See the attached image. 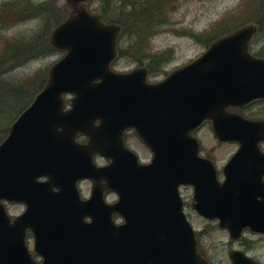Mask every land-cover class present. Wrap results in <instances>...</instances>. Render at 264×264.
Segmentation results:
<instances>
[{"label":"water","instance_id":"water-1","mask_svg":"<svg viewBox=\"0 0 264 264\" xmlns=\"http://www.w3.org/2000/svg\"><path fill=\"white\" fill-rule=\"evenodd\" d=\"M118 28L80 7L49 35L65 53L0 143V264H208L197 252L180 184L192 185L197 212L217 218L232 238L245 226L264 233V121L225 111L264 97V59L247 51L253 28L215 39L156 83L145 81L143 69L110 68ZM207 118L218 139L239 144L223 182L191 135ZM129 128L151 150L150 163L140 164L125 147ZM78 134L87 143L77 142ZM95 153L110 163L96 166ZM84 178L93 186L81 200L76 181ZM101 179L116 202L103 200ZM3 201L25 209L11 219ZM27 228L41 262L25 244ZM230 256L233 264H256L239 251Z\"/></svg>","mask_w":264,"mask_h":264},{"label":"rangeland","instance_id":"rangeland-1","mask_svg":"<svg viewBox=\"0 0 264 264\" xmlns=\"http://www.w3.org/2000/svg\"><path fill=\"white\" fill-rule=\"evenodd\" d=\"M154 1L139 0V3L136 4V6L142 7L146 17L129 23V26L124 30L122 39L119 38L117 42L118 55L111 64V68L116 71H130L137 66H142L136 62L142 58V54H149L152 58L154 53L166 51L165 62L159 64L162 67L161 70L148 75L149 82L164 78L173 69L194 59L205 50L208 39L225 32L224 27L227 24H233V26L242 24L244 20L250 17L248 15L253 13L254 6L258 4L259 0H163L161 4H159L161 1L159 0L153 4ZM56 5L65 16L72 12V8L65 0H56ZM14 7L19 9L17 6ZM86 7L95 12L99 6L96 0H91L86 3ZM12 13V10L0 8V54L6 48L8 41L21 35L26 36L37 29L41 23V19H33L32 17L24 20L15 19L12 17ZM128 28H130L129 31ZM261 33L263 34H258L251 41L254 49L264 45V31ZM132 44L138 45L137 47L141 52L133 55L123 52ZM63 54V50L55 49L49 54L28 60L14 68L9 74L15 78H20L33 75L38 71L47 73L49 67ZM68 100L69 96H67V103ZM0 120L2 121L3 118ZM194 135L200 142L201 153L211 156L221 178V167L235 151L237 143L219 142L212 133L209 121L203 122L194 132ZM125 141L138 154L142 162L149 161V150L134 132H127ZM261 146L264 149V142ZM95 160L98 164L105 162L100 157ZM80 189L81 194L87 197L90 189L89 181H82ZM180 194L184 201V211L197 233L199 247L206 251L212 264H229L227 251L234 245L229 244L228 233L219 228L215 221L197 216L192 208L193 200L190 186L181 187ZM105 200L113 202L116 200V195L112 192H106ZM23 209V204H6V210L11 217L19 214ZM244 235L252 239L259 238L258 235H252L248 231ZM26 245L33 258L39 261L40 257L33 251L31 234H28L26 238ZM248 254L264 263V239L256 242V247L249 250Z\"/></svg>","mask_w":264,"mask_h":264},{"label":"trees","instance_id":"trees-1","mask_svg":"<svg viewBox=\"0 0 264 264\" xmlns=\"http://www.w3.org/2000/svg\"><path fill=\"white\" fill-rule=\"evenodd\" d=\"M49 2V3H48ZM43 3L31 4L25 1L18 2L14 6L10 5L8 10H12V15L19 20L26 18H38L41 19V23L34 31H31L26 36L21 35L10 40L6 44V48L0 54V142L5 137L8 131V126L17 116V114L30 103L34 95L39 91L46 81L47 74L44 72H35L33 75L15 78L9 73L17 66L26 63L28 60L36 59L46 54L51 53L54 49L51 47L48 35L51 28L60 22L64 15L61 10L51 1ZM4 7V6H3ZM255 12L258 14L255 16V20L260 27H264V1L260 4H256ZM107 9L106 6L103 10ZM104 21H110L111 18L105 14H101ZM48 19V20H47ZM133 16L123 17L121 20H115L122 26V32L129 26V23L133 22ZM129 29V28H128ZM225 30L228 27H224ZM121 32V34H122ZM190 35V34H188ZM191 36V35H190ZM212 38L208 39L207 43ZM138 45H129L123 52L130 55L141 52ZM264 55V51L259 52ZM165 52L156 53L154 58L148 59L144 55L138 61L142 62V59H147L146 65L150 72L155 73L161 70V62H165ZM9 111V112H7Z\"/></svg>","mask_w":264,"mask_h":264},{"label":"flooded vegetation","instance_id":"flooded-vegetation-1","mask_svg":"<svg viewBox=\"0 0 264 264\" xmlns=\"http://www.w3.org/2000/svg\"><path fill=\"white\" fill-rule=\"evenodd\" d=\"M14 0H3L2 2L3 3H8V2H12ZM25 2H28V3H31V4H35V3H43V2H48V1H52V0H24ZM98 3H102V4H108V5H116L114 8L115 9H118V12L119 13H122L123 11V8L124 7H127L129 5H136L139 3V0H96ZM159 0H155L153 2L156 3L158 2ZM258 1V0H257ZM261 1V0H259ZM19 2V1H18ZM109 6V7H110ZM116 13V12H114ZM256 25V23H255ZM251 51H254L253 48H251ZM230 110L232 111H236L237 113L239 114H242L248 118H253V119H264V98L263 99H256V100H253L252 102L244 105V106H241V107H235V108H230ZM263 112V113H262ZM209 157V156H207ZM210 158V157H209ZM219 176V175H218ZM223 176V175H222ZM223 178V177H222ZM263 181H264V177H263ZM260 199V197H259ZM197 214V213H196ZM198 217L200 218H204L202 217L201 215H198ZM205 219V218H204ZM207 220V219H206ZM215 221V220H213ZM216 222V221H215ZM245 231V230H244ZM247 231L243 232L242 235L239 237L238 240L236 241H229V244H233L234 246L230 247V249L232 248H237L239 250H241L242 252L248 254V251L253 249L254 247H256V242H259L261 240L264 239V234H261V233H252L250 232V234L252 235H258L259 238L257 239H252V238H249L247 236H245L244 234H246ZM28 234H30V231H26V237L28 236ZM197 246H198V249L200 251V253L209 261L210 258L208 257V254L206 253V251L203 249V248H200L199 247V244H198V241H197ZM237 246V247H236ZM229 249V250H230ZM253 257V256H252ZM257 262H260L262 263L259 259L253 257ZM228 262L229 264H231V262L229 261L228 259ZM264 264V263H263Z\"/></svg>","mask_w":264,"mask_h":264}]
</instances>
